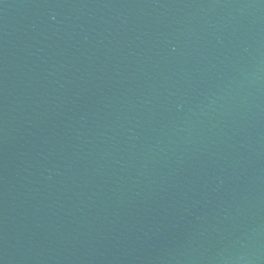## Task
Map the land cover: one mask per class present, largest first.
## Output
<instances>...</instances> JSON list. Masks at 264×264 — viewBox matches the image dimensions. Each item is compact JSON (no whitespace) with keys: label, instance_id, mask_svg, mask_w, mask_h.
I'll list each match as a JSON object with an SVG mask.
<instances>
[{"label":"water","instance_id":"95a60500","mask_svg":"<svg viewBox=\"0 0 264 264\" xmlns=\"http://www.w3.org/2000/svg\"><path fill=\"white\" fill-rule=\"evenodd\" d=\"M0 264H264V0H0Z\"/></svg>","mask_w":264,"mask_h":264}]
</instances>
